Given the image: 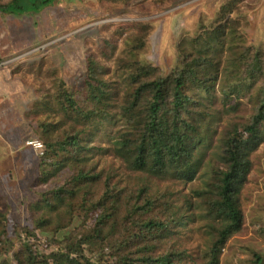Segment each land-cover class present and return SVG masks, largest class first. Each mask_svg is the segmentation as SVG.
Wrapping results in <instances>:
<instances>
[{
	"label": "rangeland",
	"instance_id": "1",
	"mask_svg": "<svg viewBox=\"0 0 264 264\" xmlns=\"http://www.w3.org/2000/svg\"><path fill=\"white\" fill-rule=\"evenodd\" d=\"M0 62V264H264V0H57L0 13ZM182 75L198 124L190 182L115 150L131 128L125 100L160 80L172 95ZM251 127L242 224L218 244L226 141Z\"/></svg>",
	"mask_w": 264,
	"mask_h": 264
},
{
	"label": "trees",
	"instance_id": "2",
	"mask_svg": "<svg viewBox=\"0 0 264 264\" xmlns=\"http://www.w3.org/2000/svg\"><path fill=\"white\" fill-rule=\"evenodd\" d=\"M56 1L36 0L33 3L31 0H11L7 4H0V13L22 15L33 6ZM172 83V95L168 92V81L160 80L141 85L135 91L136 96L125 100L123 115L131 128L117 141L115 150L137 170H148L158 177L190 182L197 175L193 153L198 124L189 115L193 100L186 94V76L177 77ZM145 92L150 94L147 101L142 100ZM139 109L144 114H139ZM254 130V127L247 129L250 134L247 138L230 137L226 141L225 160L228 166L222 171L220 194L227 221L219 229L218 244H223L242 224L237 195L249 172V153L259 144ZM66 144L77 146L78 141L72 138L63 147Z\"/></svg>",
	"mask_w": 264,
	"mask_h": 264
},
{
	"label": "built area",
	"instance_id": "3",
	"mask_svg": "<svg viewBox=\"0 0 264 264\" xmlns=\"http://www.w3.org/2000/svg\"><path fill=\"white\" fill-rule=\"evenodd\" d=\"M3 63L0 62V66H2ZM28 146H31L32 148H34L35 150L39 151L42 153L43 150V144L40 141L37 140H30L27 142Z\"/></svg>",
	"mask_w": 264,
	"mask_h": 264
},
{
	"label": "crops",
	"instance_id": "4",
	"mask_svg": "<svg viewBox=\"0 0 264 264\" xmlns=\"http://www.w3.org/2000/svg\"><path fill=\"white\" fill-rule=\"evenodd\" d=\"M0 93H1V91H0Z\"/></svg>",
	"mask_w": 264,
	"mask_h": 264
}]
</instances>
